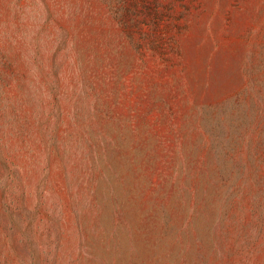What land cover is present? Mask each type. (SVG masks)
<instances>
[{
  "label": "rangeland",
  "instance_id": "obj_1",
  "mask_svg": "<svg viewBox=\"0 0 264 264\" xmlns=\"http://www.w3.org/2000/svg\"><path fill=\"white\" fill-rule=\"evenodd\" d=\"M0 264H264V0H0Z\"/></svg>",
  "mask_w": 264,
  "mask_h": 264
}]
</instances>
